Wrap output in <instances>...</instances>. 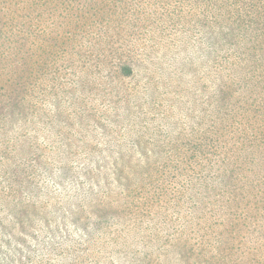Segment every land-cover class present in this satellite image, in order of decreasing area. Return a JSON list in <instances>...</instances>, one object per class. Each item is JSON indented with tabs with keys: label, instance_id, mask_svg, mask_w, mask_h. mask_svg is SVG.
I'll return each mask as SVG.
<instances>
[{
	"label": "trees",
	"instance_id": "1",
	"mask_svg": "<svg viewBox=\"0 0 264 264\" xmlns=\"http://www.w3.org/2000/svg\"><path fill=\"white\" fill-rule=\"evenodd\" d=\"M132 6L133 0H0V103L14 98L6 106L19 110L23 94L34 95L29 91L35 89L33 85L48 66L62 65L74 74L78 84L67 89L74 95L78 106L75 111L81 119L96 117L99 121L107 113L100 110L99 115L97 107L88 104V97H98L102 103L110 97L114 122L123 120L118 104L124 102L126 116L142 125L132 141L144 154L149 155L144 119H158L161 125L159 109L168 113L166 119L174 137L193 139L192 147L177 159L172 151H179V145L172 148L155 141L154 152L165 157L143 163H132L130 143L120 144L124 148L117 151L118 156L107 161L104 150L94 143L95 134L87 127L79 132L87 140L80 145L68 135L58 149L43 145L40 150L52 151L43 164L47 197L44 201L33 198L39 189L33 169L31 200L20 204L41 216L42 221H35L33 216L27 253L15 260L19 264H193V257H201L202 264H264V221L248 220L264 206V102H259L253 89L248 94H236L239 84L229 79L217 84L212 99L204 101L199 128L189 125V130L183 126L175 130L171 116L175 106L172 102L164 104L155 95L159 93L156 86L146 98L152 102L148 113H144L141 102L137 110L133 109L129 79L140 82L134 78L137 74L131 48L134 37L146 34L134 28L139 21L129 11ZM52 89L59 98L66 85L57 82ZM192 108L190 113L196 111ZM53 111H46L49 121L56 118L60 126H67L71 110L59 102ZM87 132L91 139L86 137ZM234 149H238L235 160L231 157ZM54 153L58 157L78 156L82 164L74 166L73 161L58 160ZM108 153L115 154L114 150ZM99 159L104 161L100 163ZM254 163L256 167L250 168ZM213 166L220 170V179ZM206 168L219 185H205V191L199 188L197 196L202 203L211 199L213 204L220 202V214L224 211V215L216 220L214 212L180 216L170 211L169 207L178 205H171L170 191L185 193L198 179L186 173L204 176ZM248 170L252 177L246 176ZM244 184L250 187L248 196ZM12 187L8 184L0 189L2 201H7ZM238 200L245 201L244 214L238 212ZM9 224L10 228L15 226L14 222ZM214 236L219 238L216 244L212 243ZM213 245L216 251H212Z\"/></svg>",
	"mask_w": 264,
	"mask_h": 264
},
{
	"label": "rangeland",
	"instance_id": "2",
	"mask_svg": "<svg viewBox=\"0 0 264 264\" xmlns=\"http://www.w3.org/2000/svg\"><path fill=\"white\" fill-rule=\"evenodd\" d=\"M129 11L132 12L134 20L139 21V25H135L134 28L138 27L139 31L146 34V37H134V48H131L137 74L134 78H138L140 82L138 84L134 79H129V85L133 89L130 93L133 109L137 110V104L141 102L144 113H148L152 102L146 98H149L151 88L156 86L159 93L155 95H159L164 100V104L172 102L175 106L171 113L175 130H179L182 126L189 130V125L199 128L200 124L197 121L202 115L204 101L212 99L217 84L229 79H234L237 82L233 83L239 84L236 94H248L249 90L253 89L257 93L259 102H264V0H219L216 2L133 0V6L129 8ZM104 28L108 30L107 27ZM125 30L128 31L126 28ZM93 35L95 34L91 36ZM226 52L227 58H225ZM225 63L227 67L224 66ZM53 75L56 76L55 80L52 78ZM57 82L66 85V89L60 91L59 98L55 96L52 89ZM74 86L77 87L78 84L69 69L62 65H50L39 76V81L33 85L36 90L29 89V92L34 95L23 94L24 97L20 100L23 105L19 110L12 105V108L6 106L14 98H8L0 103V189H4L8 184L13 185L7 201L0 199V264H19V260L15 259L27 253L26 245L31 239L30 221L34 216L35 221L41 222L42 217L21 207V201L31 200L34 190L31 187L33 169L39 180V189L35 191L38 195L33 198L44 201L47 197L45 192L47 175L43 164L51 155L49 153L52 152L53 146H57L58 149L65 144L68 140L67 135L74 137L75 142L80 145L82 141L87 142L79 135L80 130L89 128L90 132L96 136L94 143L104 150L103 155L107 156V161L111 160L109 162L114 160L110 158H115L121 147L124 148L120 146L124 143H130L134 151L131 154L132 163H143L146 159L154 158L162 161L165 156L156 155L152 148L153 142L158 140L172 148L178 145L181 147L179 151H172L175 159L192 147L193 139L186 141L181 137L173 136L170 131L172 126L166 119L168 113L159 109L157 117L163 119L161 125L158 119L151 120L148 119L149 117L144 119V137L148 139L149 155L144 154L141 151L142 147L132 141V138L142 130V125H137L135 119L130 120L129 116H126L124 102L118 104V111L124 115V118L121 122H114L113 101L110 97L105 98L103 103L99 102L98 97L95 99L88 97V104L95 105L99 115L102 114L100 110H106L107 113L100 117L104 122L100 119L97 121L96 117L81 119L75 111L78 106L75 104L74 95L67 89ZM78 92L82 94L81 91ZM139 94L142 98L137 97ZM59 102L71 110L70 117L66 119L67 126L65 124L60 126L56 118H53V122L49 121L46 115V111L55 112L53 110L58 108ZM31 103L35 106L32 107ZM191 107L196 109L194 113H190ZM158 125L161 127L159 128ZM158 129L162 131H156ZM90 132L86 133L88 139H91ZM43 145L50 146L51 150H40ZM110 150H114L115 154L111 156L108 153ZM236 151L238 149H234V153L231 154L234 160ZM54 157L61 161H73L74 166L82 164L78 156L60 155L58 157L57 153H54ZM198 160L201 161L200 163H205L203 158ZM103 161L99 159L100 163ZM199 164L196 165L197 168H200ZM249 167L255 168L256 164H250ZM213 169L220 179V170L216 166H213ZM207 172H209L208 168L203 172L204 176L186 173L198 179H194L183 194L170 191L168 197L171 205L176 203L178 205H176L177 208L169 207L168 209L180 216H184L185 213L199 215L201 211L206 214L214 212L216 220L223 216L224 211L220 214V202L213 204L214 199H211L202 203L197 196L199 188L205 191V185H219L218 181H213ZM246 173V176L252 177L250 170ZM177 176L180 181L181 176ZM117 181L121 182L118 178ZM240 182L241 180L237 178V183L240 184ZM249 188L244 184L243 191L247 196L250 194L247 192ZM192 189H195L196 193ZM16 191H19L20 195ZM205 198H208L206 194ZM238 201L240 202L238 212L244 214L245 201ZM154 209L157 210L158 207ZM261 212L263 215L259 216ZM248 220L255 223L257 220L263 222L264 206L256 214L250 215ZM13 222L15 226L10 228L9 223ZM70 228L72 231V227ZM171 229L167 230L171 231ZM195 237L200 240L197 233ZM214 237L212 243L216 244L219 238ZM212 251H216L214 245ZM193 261V264H202L203 258L193 257Z\"/></svg>",
	"mask_w": 264,
	"mask_h": 264
}]
</instances>
